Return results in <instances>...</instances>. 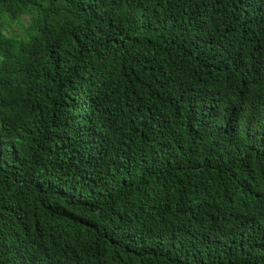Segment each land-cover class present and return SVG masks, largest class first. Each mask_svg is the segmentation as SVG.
<instances>
[{"label":"trees","instance_id":"obj_1","mask_svg":"<svg viewBox=\"0 0 264 264\" xmlns=\"http://www.w3.org/2000/svg\"><path fill=\"white\" fill-rule=\"evenodd\" d=\"M0 264H264V0H0Z\"/></svg>","mask_w":264,"mask_h":264},{"label":"rangeland","instance_id":"obj_2","mask_svg":"<svg viewBox=\"0 0 264 264\" xmlns=\"http://www.w3.org/2000/svg\"><path fill=\"white\" fill-rule=\"evenodd\" d=\"M22 24H25V26H28L29 25V20H26V18H25V20L23 21V23ZM18 27H15V29H17Z\"/></svg>","mask_w":264,"mask_h":264}]
</instances>
